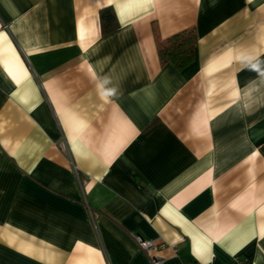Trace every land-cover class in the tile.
<instances>
[{
    "label": "crops",
    "instance_id": "crops-1",
    "mask_svg": "<svg viewBox=\"0 0 264 264\" xmlns=\"http://www.w3.org/2000/svg\"><path fill=\"white\" fill-rule=\"evenodd\" d=\"M155 258L264 264V0H0V264Z\"/></svg>",
    "mask_w": 264,
    "mask_h": 264
},
{
    "label": "trees",
    "instance_id": "trees-1",
    "mask_svg": "<svg viewBox=\"0 0 264 264\" xmlns=\"http://www.w3.org/2000/svg\"><path fill=\"white\" fill-rule=\"evenodd\" d=\"M100 23L103 34L117 28L116 16L112 9L106 8L100 12ZM196 42L194 30L182 32L163 42L157 40L161 63H170L179 70L184 69L195 60Z\"/></svg>",
    "mask_w": 264,
    "mask_h": 264
},
{
    "label": "built area",
    "instance_id": "built-area-1",
    "mask_svg": "<svg viewBox=\"0 0 264 264\" xmlns=\"http://www.w3.org/2000/svg\"><path fill=\"white\" fill-rule=\"evenodd\" d=\"M137 242L139 243L140 247L144 250H149L150 248H152L151 243L145 242V241L141 240L140 238H137ZM152 263L153 264H163V261L155 258L152 260Z\"/></svg>",
    "mask_w": 264,
    "mask_h": 264
}]
</instances>
